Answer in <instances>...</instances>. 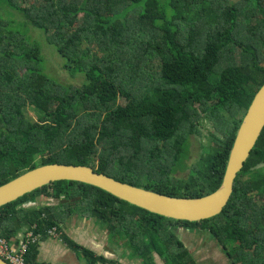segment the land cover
I'll return each mask as SVG.
<instances>
[{"label": "trees", "instance_id": "trees-1", "mask_svg": "<svg viewBox=\"0 0 264 264\" xmlns=\"http://www.w3.org/2000/svg\"><path fill=\"white\" fill-rule=\"evenodd\" d=\"M263 84L264 0H0V185L56 163L170 197L209 195ZM191 136L198 157L181 178ZM42 196L50 203L31 206ZM84 215L124 234L126 254L145 243L148 264L152 252L198 264L179 228L209 234L230 264H264V128L217 216L173 220L58 181L0 207V238L32 233L24 260L38 264V239L55 227L88 264H121L62 231Z\"/></svg>", "mask_w": 264, "mask_h": 264}, {"label": "water", "instance_id": "water-1", "mask_svg": "<svg viewBox=\"0 0 264 264\" xmlns=\"http://www.w3.org/2000/svg\"><path fill=\"white\" fill-rule=\"evenodd\" d=\"M263 128L264 84L254 95L236 131L220 185L214 192L203 197H170L122 183L88 166L54 163L35 167L0 185V207L50 183L69 181L96 187L130 205L161 217L188 222L209 219L220 214L227 205L233 192L235 179L242 170ZM89 244L91 247L88 249L97 254L95 252L97 248L94 246L97 245L96 240L92 239ZM103 248L100 245L98 252L102 251L101 254L104 256H112ZM0 264L7 263L0 259Z\"/></svg>", "mask_w": 264, "mask_h": 264}, {"label": "rangeland", "instance_id": "rangeland-1", "mask_svg": "<svg viewBox=\"0 0 264 264\" xmlns=\"http://www.w3.org/2000/svg\"><path fill=\"white\" fill-rule=\"evenodd\" d=\"M204 115L205 114L202 112L199 113V116L201 117H203ZM198 125L200 131L204 135L208 134V131L211 130L209 129L208 123L204 119H200ZM199 141H201L200 138H195L192 136L189 138V154L187 156V159L185 160V165L187 166V169L176 172L175 174L176 176L183 178L185 177V175H187L188 168L198 157V148L200 147ZM48 203H50L49 199L42 196L37 198L36 202L33 203L31 206H43ZM28 205L29 204H25V206ZM69 221H67L64 225V227H66L65 230H69V228H71V230H73L71 234L74 237V239H76L78 242L84 243L86 239L91 237L89 242H91L92 239H95L99 241V243L103 244L105 249L109 247L110 250H115L116 252L115 257L117 259L122 257V260H125V258L129 260H133L131 264H148L146 258L142 259L140 258V255H137V253H140L141 255L146 256L142 251V244L145 243H141V244L138 243V245L135 244L133 247L130 245V243H127L129 249L127 248V246H125V248L129 250L130 254H126L127 250H124L123 247L118 246L119 243L118 238L122 240V244L124 239H126L124 234H119L118 237H113L111 235L112 232H110L108 235L107 230L103 225L95 222L93 218L88 217L87 215H84L81 218L73 217L71 221L70 222ZM178 236L180 237V240H184V242H186L185 244L187 245V247H189L191 254L197 260L198 264H220V263L230 264L225 258V256L220 252L221 249L218 248L219 245L215 242L214 239H212L209 236V234L203 236V234H199L193 231L191 232L181 231V233L178 234ZM175 244H176L175 242H172L169 243L168 245L171 248H173L172 245L175 246ZM157 245L159 246L160 249L164 248V244L160 240H157ZM77 251L80 253L79 256H82V252L80 250ZM134 255L137 257H135ZM215 255L218 256L217 260L215 259ZM151 256L153 257L155 264H166L164 258H163L164 260L163 259L161 260L160 258L159 260H156L153 256V252L151 253Z\"/></svg>", "mask_w": 264, "mask_h": 264}, {"label": "crops", "instance_id": "crops-1", "mask_svg": "<svg viewBox=\"0 0 264 264\" xmlns=\"http://www.w3.org/2000/svg\"><path fill=\"white\" fill-rule=\"evenodd\" d=\"M66 228V227H65ZM65 233L79 246L84 247V248H89L87 243L89 242L90 238L86 239L84 243L78 242L74 237L72 236V231L71 228L69 230H65ZM17 240H13L10 242V244L15 247L19 245L22 241H24V235L23 233L18 234ZM99 242V241H98ZM101 244V243H99ZM102 247L103 244H101ZM105 251L111 253L112 256L107 255L104 257H109L107 259L113 260V261H118L124 264H131L133 260H129L125 258V260H122V257L117 259L115 257V253L109 251L108 249L103 248ZM37 263L38 264H88L86 258L83 256H79V252L71 245H69L63 238L62 236L58 237H46L42 239H38L37 242ZM97 252L98 255H102ZM158 263V262H157ZM96 264H101V263H96Z\"/></svg>", "mask_w": 264, "mask_h": 264}, {"label": "built area", "instance_id": "built-area-1", "mask_svg": "<svg viewBox=\"0 0 264 264\" xmlns=\"http://www.w3.org/2000/svg\"><path fill=\"white\" fill-rule=\"evenodd\" d=\"M59 234L60 231L55 227L47 230L48 237H55ZM34 241L35 237L30 232H28L26 240L15 247L5 239L0 238V258L8 264H26L24 257L28 249V244Z\"/></svg>", "mask_w": 264, "mask_h": 264}, {"label": "flooded vegetation", "instance_id": "flooded-vegetation-1", "mask_svg": "<svg viewBox=\"0 0 264 264\" xmlns=\"http://www.w3.org/2000/svg\"><path fill=\"white\" fill-rule=\"evenodd\" d=\"M181 231H182V229L181 228H179L178 229V231L177 230H175V234L177 235V238L180 240V237L178 236V234H180L181 233ZM185 232H189V231H185ZM95 237V236H94ZM119 240V243L121 242V239H118ZM180 241H182V243L185 245V246H187L185 243L186 242H184V240H180ZM96 242H97V245H94L97 249H96V251L95 252H98V249H100V245L101 244H98L99 242L96 240ZM87 245L89 246V247H91V245L89 244V242L87 243ZM95 247H92V249H95ZM109 248V247H108ZM107 248V249H108ZM188 248V250H189V247H187ZM218 248H220L221 249V253L223 254V252H222V247L221 246H219ZM109 251H111V252H113V253H116L115 252V250H110V248L108 249ZM120 251H121V249H120ZM190 251V250H189ZM99 253V252H98ZM123 255V254H122ZM224 255V254H223ZM153 256H154V258L156 259V260H159V257L155 254V253H153ZM226 259H227V261L230 263V261L228 260V258L227 257H225ZM200 259V258H199ZM198 259V260H199ZM215 259L217 260L218 259V256L217 255H215ZM225 259V260H226ZM197 261V260H196ZM121 263V262H120ZM121 264H124V263H121ZM220 264H222V263H220Z\"/></svg>", "mask_w": 264, "mask_h": 264}, {"label": "clouds", "instance_id": "clouds-1", "mask_svg": "<svg viewBox=\"0 0 264 264\" xmlns=\"http://www.w3.org/2000/svg\"><path fill=\"white\" fill-rule=\"evenodd\" d=\"M49 201H51V200L49 199ZM48 204H49V203H48ZM59 231H60V230H59ZM62 231H64V230H62ZM61 233H62V232L60 231V234L58 235V237L61 236ZM64 233H65V231H64ZM65 234H66V233H65ZM55 237H56V236H55ZM3 239H4V238H3ZM25 240H26V238L24 239V241H25ZM24 241H22V242H24ZM22 242H21V243H22ZM8 243H9V242H8ZM17 246H18V245H17ZM0 259H1V258H0ZM3 261H4V260H3ZM6 263H7V262H6ZM7 264H8V263H7Z\"/></svg>", "mask_w": 264, "mask_h": 264}]
</instances>
